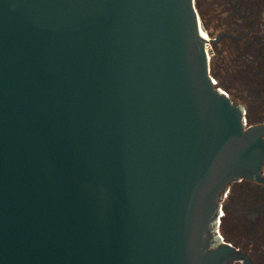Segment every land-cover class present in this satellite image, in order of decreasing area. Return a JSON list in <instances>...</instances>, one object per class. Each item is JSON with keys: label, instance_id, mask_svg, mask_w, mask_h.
Here are the masks:
<instances>
[{"label": "water", "instance_id": "water-1", "mask_svg": "<svg viewBox=\"0 0 264 264\" xmlns=\"http://www.w3.org/2000/svg\"><path fill=\"white\" fill-rule=\"evenodd\" d=\"M202 30L196 0H0V264H253L218 230L264 121Z\"/></svg>", "mask_w": 264, "mask_h": 264}, {"label": "flooded vegetation", "instance_id": "flooded-vegetation-1", "mask_svg": "<svg viewBox=\"0 0 264 264\" xmlns=\"http://www.w3.org/2000/svg\"><path fill=\"white\" fill-rule=\"evenodd\" d=\"M234 6L239 14L238 26L231 31L233 33L222 32L232 36H224L221 40L230 39L239 48L243 47L245 51L257 48L264 55V0H239ZM236 36L238 38H235ZM234 101L240 104L237 100ZM244 113L246 117L245 110ZM263 121L264 118L257 122L250 121V123L247 122V126L261 124ZM220 211L222 240L246 252L253 264H264V223H260V215L264 213V182L245 179L230 182L222 193ZM241 213L245 214L248 223L256 221L254 226L246 229V233L238 229V216ZM251 214L252 218L249 217ZM220 230L219 222L218 231L221 233Z\"/></svg>", "mask_w": 264, "mask_h": 264}, {"label": "rangeland", "instance_id": "rangeland-1", "mask_svg": "<svg viewBox=\"0 0 264 264\" xmlns=\"http://www.w3.org/2000/svg\"><path fill=\"white\" fill-rule=\"evenodd\" d=\"M210 12L208 10L209 23L215 26V16L213 12L212 14ZM222 17L227 24L233 25L234 22V25L236 27L238 26L239 19L233 17L231 14H225ZM204 31L210 38H215L219 34V32H216L211 35L206 29ZM220 41L216 46H208L211 75L214 77L218 86L225 90L231 99L237 100L244 108L247 122L263 120L264 55L257 48H251L245 51L243 47L239 48L230 39ZM247 51L250 54H247ZM238 217V229L244 230V233H246L247 228L252 227V225L254 226V223H256V221H250L248 223L243 213ZM249 217L252 218L253 215L251 214ZM260 223H264V213L260 215ZM220 227L222 235V217L220 218Z\"/></svg>", "mask_w": 264, "mask_h": 264}, {"label": "trees", "instance_id": "trees-1", "mask_svg": "<svg viewBox=\"0 0 264 264\" xmlns=\"http://www.w3.org/2000/svg\"><path fill=\"white\" fill-rule=\"evenodd\" d=\"M237 1L239 0H196V7L200 14L204 29H206L211 35L215 34L216 32H219L220 34L224 31H229V32L233 31L236 28V25H234L235 23L233 22V25L227 24L222 16L225 14H231L233 17L238 19L239 14L236 12L234 6V4H236ZM208 10L211 11L210 12L211 14L213 12V15L215 16L214 17L215 26L209 23ZM223 40H228V39L225 38ZM214 46H216V44H214Z\"/></svg>", "mask_w": 264, "mask_h": 264}, {"label": "bare ground", "instance_id": "bare-ground-1", "mask_svg": "<svg viewBox=\"0 0 264 264\" xmlns=\"http://www.w3.org/2000/svg\"><path fill=\"white\" fill-rule=\"evenodd\" d=\"M201 34H202L203 37H207V34L205 33L204 30H202Z\"/></svg>", "mask_w": 264, "mask_h": 264}, {"label": "built area", "instance_id": "built-area-1", "mask_svg": "<svg viewBox=\"0 0 264 264\" xmlns=\"http://www.w3.org/2000/svg\"><path fill=\"white\" fill-rule=\"evenodd\" d=\"M244 122H245V123H247V120H246V118L244 119Z\"/></svg>", "mask_w": 264, "mask_h": 264}]
</instances>
